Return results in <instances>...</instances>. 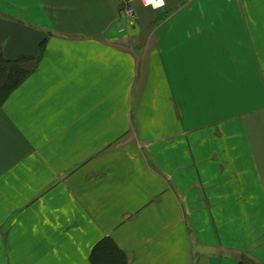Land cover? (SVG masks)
I'll return each mask as SVG.
<instances>
[{"label":"crops","instance_id":"crops-1","mask_svg":"<svg viewBox=\"0 0 264 264\" xmlns=\"http://www.w3.org/2000/svg\"><path fill=\"white\" fill-rule=\"evenodd\" d=\"M0 53L38 59L0 107V264H264V0H0Z\"/></svg>","mask_w":264,"mask_h":264},{"label":"trees","instance_id":"trees-1","mask_svg":"<svg viewBox=\"0 0 264 264\" xmlns=\"http://www.w3.org/2000/svg\"><path fill=\"white\" fill-rule=\"evenodd\" d=\"M38 59L21 56L13 61L4 60L0 53V107L5 99L35 70ZM93 264H126L109 242L98 245L92 254ZM237 264H257L241 255Z\"/></svg>","mask_w":264,"mask_h":264},{"label":"built area","instance_id":"built-area-1","mask_svg":"<svg viewBox=\"0 0 264 264\" xmlns=\"http://www.w3.org/2000/svg\"><path fill=\"white\" fill-rule=\"evenodd\" d=\"M139 3L144 7H150L152 9H160L163 7V0H138ZM123 13L130 20L131 25L134 24V10L130 6H125Z\"/></svg>","mask_w":264,"mask_h":264}]
</instances>
